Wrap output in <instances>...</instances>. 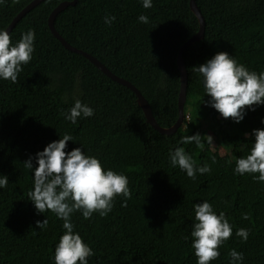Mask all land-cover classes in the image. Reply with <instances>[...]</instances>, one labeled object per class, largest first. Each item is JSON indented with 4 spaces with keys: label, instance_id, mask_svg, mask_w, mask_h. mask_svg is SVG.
<instances>
[{
    "label": "trees",
    "instance_id": "1",
    "mask_svg": "<svg viewBox=\"0 0 264 264\" xmlns=\"http://www.w3.org/2000/svg\"><path fill=\"white\" fill-rule=\"evenodd\" d=\"M32 1L0 3V28L7 29ZM64 1L72 0H42L9 31L13 44L29 28L36 40L17 82L0 80V174L9 180L0 189V264H54L63 221L50 211L37 213L28 197L32 171L23 162L65 133L74 138L66 151L82 145L105 168L123 172L129 180L130 198L125 202L122 195L115 197L108 215H72L75 231L94 251L89 264H196L190 237L193 205L204 200L217 213L223 211L233 227L232 237L210 264H229L231 249L243 253V264H264V183L250 174H233L236 158L246 156L254 142L252 130L264 128V105L247 111L240 123L225 119L208 105L202 78L193 70L225 51L250 70L264 71V0H196L205 33L183 53L188 70L185 119L172 134L147 121L130 87L53 34L50 16ZM141 14L149 18L147 24L138 21ZM106 15L115 17L110 25L104 22ZM54 23L73 47L134 84L160 126L178 121V55L201 26L191 0H153L147 9L140 0H77L59 12ZM75 99L91 106L94 115L72 124L61 113ZM196 133L201 135L200 146L180 142ZM176 148L211 171L197 174L195 180L187 177L170 164L169 152ZM45 218L47 227L37 228L36 222ZM239 228L250 230L246 242L235 235Z\"/></svg>",
    "mask_w": 264,
    "mask_h": 264
},
{
    "label": "clouds",
    "instance_id": "2",
    "mask_svg": "<svg viewBox=\"0 0 264 264\" xmlns=\"http://www.w3.org/2000/svg\"><path fill=\"white\" fill-rule=\"evenodd\" d=\"M3 2L0 0V3ZM140 3L145 9L153 6V0H140ZM137 19L141 23L149 22V18L143 14ZM114 20V16L104 17L105 24L110 25ZM35 40L36 34L29 28L13 44L7 29L0 28V80L17 82L22 66L32 59ZM193 70L202 78L204 96L209 97L208 105L225 119L231 118L234 123H240L247 111H254L256 106L264 105V71L250 70L228 52H217ZM61 114L65 120L75 124L78 118L92 117L94 109L80 99H75L71 108ZM261 123L264 124V119ZM248 135L245 133L246 137ZM251 136L254 142L246 156L236 158L233 174H250L253 180L264 183V128L253 129ZM208 138L212 143V137ZM73 139L65 133L62 138L48 143L42 151L23 162L32 171L33 189L28 197L37 213L50 211L63 221L64 231L54 248V264H89V258L94 255L92 247L75 231L73 213L79 211L84 219L91 218L94 212L103 217L112 211L115 197L122 195L126 202L131 195L126 174L105 168L101 160L88 154L82 145L66 151L67 142H73ZM180 142L200 146L201 135H187ZM169 161L172 167L178 166L193 180L197 174L211 171L207 164L195 165L191 154L183 148L170 151ZM8 183V177L0 174V189ZM193 209L195 215L190 232L191 248L196 264H210L219 257V248L232 237L233 227L225 213H217L213 204L207 200L194 203ZM47 223L45 218L37 221L36 227L43 230ZM249 231L247 228H239L235 235L246 242ZM188 239L185 236V240ZM229 256V264H243L242 252L231 249Z\"/></svg>",
    "mask_w": 264,
    "mask_h": 264
},
{
    "label": "water",
    "instance_id": "3",
    "mask_svg": "<svg viewBox=\"0 0 264 264\" xmlns=\"http://www.w3.org/2000/svg\"><path fill=\"white\" fill-rule=\"evenodd\" d=\"M42 0H33L31 3H29L22 11L19 12V14L14 18V20L12 21V23L9 25V27L7 28V31H11V29L13 28V26L16 24V22L24 15L26 14L30 9H32L35 5H37L38 3H40ZM77 2V0H72V1H64L62 2L51 14L50 19H49V23H50V27L51 30L53 32V34L58 37L60 39V41L70 50L79 52L84 54L86 57H88L96 66H98L100 69H102V71H104L108 76H110L111 78H113L114 80H117L125 85H127L128 87H130L137 95L138 98V103L139 105L142 107V109L145 112V116L147 118V121L154 126L158 131H160L161 133L164 134H172L175 131H177V129L179 128V126L182 125V123L184 122L185 119V112H184V106L186 103V98H187V87H188V70H187V65H186V61L184 59V50L187 48V46H189L191 43L195 42L196 40L202 38L204 36L205 33V26H206V21L204 18V15L202 14L197 1L196 0H191V8L193 10V12L197 15V17L200 20L201 26H200V30L198 31V33L193 36L192 38H190L186 43L183 44V46L180 49L179 55H178V67L181 71V90H180V96H179V105H180V117L178 119V121L171 127H162L160 126V124L158 123V121L156 120L152 107L149 103V101L146 99V97L142 94V92L134 85L132 84L130 81L123 79L117 75H115L105 64H103L99 59H97L95 56H93L90 53H87L81 49H78L76 47H73L70 43H68V41H66V39L57 31L56 27H55V23L54 20L57 16V14L59 12H61L66 6H68L69 4H75Z\"/></svg>",
    "mask_w": 264,
    "mask_h": 264
},
{
    "label": "rangeland",
    "instance_id": "4",
    "mask_svg": "<svg viewBox=\"0 0 264 264\" xmlns=\"http://www.w3.org/2000/svg\"><path fill=\"white\" fill-rule=\"evenodd\" d=\"M188 119H189V117H188ZM205 126H206V125H205ZM220 149H221V151H222L223 154L226 152V149H225V148L221 147ZM246 153H247V152H246Z\"/></svg>",
    "mask_w": 264,
    "mask_h": 264
}]
</instances>
